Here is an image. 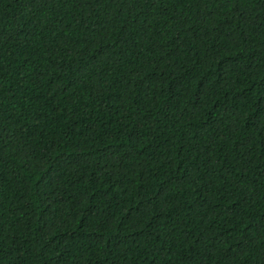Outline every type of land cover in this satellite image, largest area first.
Returning a JSON list of instances; mask_svg holds the SVG:
<instances>
[{"label":"trees","instance_id":"obj_1","mask_svg":"<svg viewBox=\"0 0 264 264\" xmlns=\"http://www.w3.org/2000/svg\"><path fill=\"white\" fill-rule=\"evenodd\" d=\"M0 264H264V0H0Z\"/></svg>","mask_w":264,"mask_h":264}]
</instances>
